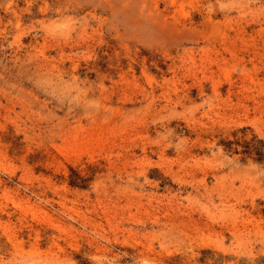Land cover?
I'll list each match as a JSON object with an SVG mask.
<instances>
[{"label": "rangeland", "instance_id": "rangeland-1", "mask_svg": "<svg viewBox=\"0 0 264 264\" xmlns=\"http://www.w3.org/2000/svg\"><path fill=\"white\" fill-rule=\"evenodd\" d=\"M0 264H264V0H0Z\"/></svg>", "mask_w": 264, "mask_h": 264}]
</instances>
